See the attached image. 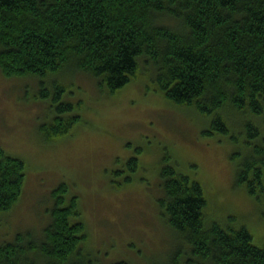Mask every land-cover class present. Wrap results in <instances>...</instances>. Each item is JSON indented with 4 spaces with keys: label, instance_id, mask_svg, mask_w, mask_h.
I'll use <instances>...</instances> for the list:
<instances>
[{
    "label": "trees",
    "instance_id": "obj_1",
    "mask_svg": "<svg viewBox=\"0 0 264 264\" xmlns=\"http://www.w3.org/2000/svg\"><path fill=\"white\" fill-rule=\"evenodd\" d=\"M0 71L43 83L39 93L56 111L40 128L48 142L72 135L81 118L63 115L74 109L63 99L68 88L53 81L51 94L44 81L78 72L113 97L149 77L147 89L210 120L204 136L242 141L232 155L235 185L246 188L264 216V0H0ZM170 159L156 200L169 235L182 245L169 262L158 257L150 264H264V245L251 229L235 216L212 218L201 182ZM139 165L138 156L125 164L130 174ZM26 171L24 159L0 147V216L21 202ZM67 191L61 184L51 192L42 232L2 239L0 264H101L82 246L86 227L72 222L80 211L75 196L65 206Z\"/></svg>",
    "mask_w": 264,
    "mask_h": 264
},
{
    "label": "rangeland",
    "instance_id": "obj_2",
    "mask_svg": "<svg viewBox=\"0 0 264 264\" xmlns=\"http://www.w3.org/2000/svg\"><path fill=\"white\" fill-rule=\"evenodd\" d=\"M58 76L44 86L51 93L53 81L64 84L70 94L63 99L74 109L63 115L81 120L72 135L48 142L40 128L52 123L56 111L52 99L39 93L43 83L0 71V147L27 162L23 198L11 214L0 216V244L18 231L42 232L53 206L51 192L67 184L65 206L77 197L80 216L72 222L85 225L88 239L82 246L101 264H150L158 257L169 262L182 244L169 235L156 200L168 154L171 166L201 182L212 218L235 216L251 229L255 243L264 245L263 210L245 187L235 185L232 155L243 147L241 140L204 136L210 120L147 89L152 84L147 76L113 97L84 74ZM133 156L140 169L130 174L125 164ZM127 176L131 184L125 183Z\"/></svg>",
    "mask_w": 264,
    "mask_h": 264
},
{
    "label": "bare ground",
    "instance_id": "obj_3",
    "mask_svg": "<svg viewBox=\"0 0 264 264\" xmlns=\"http://www.w3.org/2000/svg\"><path fill=\"white\" fill-rule=\"evenodd\" d=\"M193 113V112H192ZM194 115V114H193ZM243 128V127H242ZM261 134V133H260ZM224 136V135H223ZM226 140V139H225ZM225 140H224V142H225ZM227 140H228V138H227ZM226 140V141H227ZM232 143V142H231ZM233 145V144H232ZM232 147V146H231ZM235 148V147H234ZM242 160V159H241ZM245 212V211H244ZM253 213H254V211H253ZM258 214V213H257Z\"/></svg>",
    "mask_w": 264,
    "mask_h": 264
}]
</instances>
